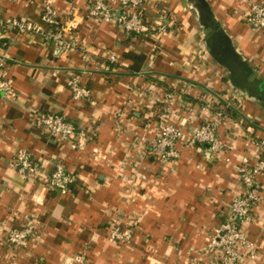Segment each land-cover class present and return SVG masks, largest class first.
I'll list each match as a JSON object with an SVG mask.
<instances>
[{
  "label": "crops",
  "instance_id": "1",
  "mask_svg": "<svg viewBox=\"0 0 264 264\" xmlns=\"http://www.w3.org/2000/svg\"><path fill=\"white\" fill-rule=\"evenodd\" d=\"M44 1L64 23L71 0H0V15L42 24ZM86 1H75L83 18L70 35L87 48L89 61L0 25V56L9 57L17 93L12 100L0 94V264H214L218 250L210 237L231 201L244 193L236 166L255 151L249 136L264 138V103L235 88L227 70L203 52L196 0H152L144 13L161 19L166 30L148 35L89 20L83 15ZM201 1L264 80V31L253 30L241 16L248 0ZM109 54L118 59L111 70L96 69ZM79 74L95 105L73 100L67 80ZM205 102L227 115L218 134L234 149L213 154L207 145L179 144V159L159 162L148 141L153 113L168 107L172 121L191 132L213 118ZM40 111L64 114L84 131L85 147L75 149L35 126L31 117ZM17 148L35 155L37 175L25 177L13 168ZM58 161L76 175L65 193L47 184ZM260 180L256 222L244 229L264 264V176ZM26 216L36 220L37 235L14 248L6 241L8 231L22 227ZM118 218L135 227L129 244L107 239L110 222Z\"/></svg>",
  "mask_w": 264,
  "mask_h": 264
},
{
  "label": "built area",
  "instance_id": "2",
  "mask_svg": "<svg viewBox=\"0 0 264 264\" xmlns=\"http://www.w3.org/2000/svg\"><path fill=\"white\" fill-rule=\"evenodd\" d=\"M12 1V0H11ZM19 1V0H16ZM75 1L67 11V19L59 20V13L53 4L44 1L42 4V24H37L26 18L15 16L4 17L0 15V25L14 28L18 33L24 35H36L46 42L66 52H78L84 60H90L87 48L77 41L71 30L83 18L75 7ZM152 0H87L85 15L89 20L118 26L125 33L152 34L153 31L165 32L166 26L161 19H150L144 9H148ZM249 8L241 13L242 20L253 30L264 31V4L258 0H248ZM208 52L205 49L204 51ZM7 55L0 56V94L7 99H15L16 91L14 79L10 75L7 64ZM117 56L109 54L107 59L100 61L96 69L110 71L111 63L117 62ZM89 71L82 72V76ZM81 74L73 75L67 80V87L71 92L73 100L78 102H89L95 105L92 92ZM166 103L173 100L171 94H167ZM179 97V95H178ZM207 109L214 110L213 118L194 127L191 132H185L182 125L172 121V111L168 107L159 113L152 115L154 122V134L149 141L151 153L156 159L169 164L181 156L179 144L195 148L198 144L207 145L211 153L216 154L220 150L234 149V145L220 138L218 127L227 118L222 109H216L211 102H205ZM31 119L35 126L55 136L60 141H69L75 149L85 147L83 140L84 131L77 130L74 123L60 112L40 111ZM250 142L255 151L244 156L240 164L236 166V172L244 186V193L237 195L230 204L226 218L215 234L210 237L211 247L218 250L214 264H263L258 261V250L256 244L247 237L244 226L256 222L255 208L261 202L263 184L260 180L264 176V138L255 140L250 135ZM11 165L19 174L31 177L38 174L41 164L35 155L26 148H17L11 158ZM76 181V175L68 171L65 165L58 161L54 170L47 179V184L61 193L69 190ZM34 217L26 216L22 227H11L8 231L6 241L14 248L25 246L31 238L37 235ZM133 224H123L120 219L112 220L107 233L108 241L117 244H129L134 235ZM83 260V256H78Z\"/></svg>",
  "mask_w": 264,
  "mask_h": 264
},
{
  "label": "water",
  "instance_id": "3",
  "mask_svg": "<svg viewBox=\"0 0 264 264\" xmlns=\"http://www.w3.org/2000/svg\"><path fill=\"white\" fill-rule=\"evenodd\" d=\"M197 11L199 21L206 35L205 49L218 64L229 73L231 84L249 97L264 103V81L256 75L253 68L233 47L231 40L213 16L210 8L201 0Z\"/></svg>",
  "mask_w": 264,
  "mask_h": 264
},
{
  "label": "rangeland",
  "instance_id": "4",
  "mask_svg": "<svg viewBox=\"0 0 264 264\" xmlns=\"http://www.w3.org/2000/svg\"><path fill=\"white\" fill-rule=\"evenodd\" d=\"M205 38H206V35L204 34V39H203V40H204V41H203L204 43H205ZM208 53L210 54V52H208ZM210 57H211V59L214 60V58L212 57L211 54H210ZM215 61H216V60H215ZM217 64H218V63H217ZM219 65H220V64H219ZM220 66H221V65H220ZM226 74H227V77H228V75H229L228 72H227Z\"/></svg>",
  "mask_w": 264,
  "mask_h": 264
},
{
  "label": "trees",
  "instance_id": "5",
  "mask_svg": "<svg viewBox=\"0 0 264 264\" xmlns=\"http://www.w3.org/2000/svg\"><path fill=\"white\" fill-rule=\"evenodd\" d=\"M228 74H229V73H228ZM226 80L231 82V80H230V76H229V75H228V77H226ZM263 81H264V80H263ZM220 105H221V104H220ZM223 108H224V110L229 111V109H225V105L223 106Z\"/></svg>",
  "mask_w": 264,
  "mask_h": 264
}]
</instances>
